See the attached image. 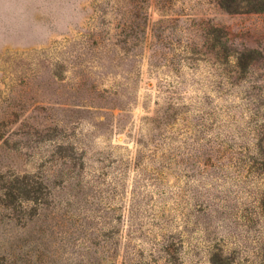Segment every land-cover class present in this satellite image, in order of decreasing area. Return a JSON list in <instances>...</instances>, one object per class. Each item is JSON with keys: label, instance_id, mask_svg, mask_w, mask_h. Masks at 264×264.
I'll return each instance as SVG.
<instances>
[{"label": "rangeland", "instance_id": "1", "mask_svg": "<svg viewBox=\"0 0 264 264\" xmlns=\"http://www.w3.org/2000/svg\"><path fill=\"white\" fill-rule=\"evenodd\" d=\"M261 0H0V264H264Z\"/></svg>", "mask_w": 264, "mask_h": 264}, {"label": "trees", "instance_id": "2", "mask_svg": "<svg viewBox=\"0 0 264 264\" xmlns=\"http://www.w3.org/2000/svg\"><path fill=\"white\" fill-rule=\"evenodd\" d=\"M259 4H261L262 7H258V8H264V0L259 1Z\"/></svg>", "mask_w": 264, "mask_h": 264}]
</instances>
